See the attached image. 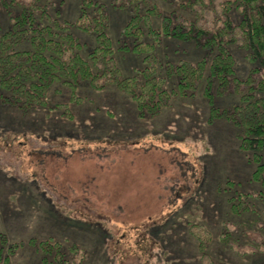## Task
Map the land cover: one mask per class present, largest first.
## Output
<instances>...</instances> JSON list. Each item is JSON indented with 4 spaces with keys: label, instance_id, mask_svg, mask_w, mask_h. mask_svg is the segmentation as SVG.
<instances>
[{
    "label": "rangeland",
    "instance_id": "374dc122",
    "mask_svg": "<svg viewBox=\"0 0 264 264\" xmlns=\"http://www.w3.org/2000/svg\"><path fill=\"white\" fill-rule=\"evenodd\" d=\"M65 1L57 6L61 0H55L52 18L75 23L79 0ZM98 1L109 10V34L124 76H133L145 67L144 55L127 50L134 46L130 39L125 43L124 29L136 4ZM222 3L215 1L205 13L188 9L182 0H148L142 9L160 10L156 27L170 15L174 22L187 20V26L216 29L225 19ZM232 6L237 9L236 3ZM11 25L0 5V38ZM74 33L95 47L94 36L76 28ZM217 48L163 38L158 71L166 76L181 59L210 63ZM230 49L237 76L259 80L241 44ZM176 81L169 79L168 90ZM200 85L185 97L174 95L154 117L138 114L131 96L115 87L99 92L84 84L78 92L83 102L75 104L71 91L57 85L51 103H69L73 120L60 108L50 115L23 112L5 104L0 89V233L19 245L13 264H39L43 253L38 244L48 240L62 245L70 260L72 249L83 251L84 264H209L186 218L198 208V223L212 235L208 253L214 264H264V176L254 180L257 163L242 151L240 130L227 120L211 119L206 83ZM225 89L219 83L212 88L220 109L239 105L248 93L246 85L240 92ZM37 134L62 141L49 149ZM239 193H251L247 212L232 208L237 201L231 198Z\"/></svg>",
    "mask_w": 264,
    "mask_h": 264
},
{
    "label": "trees",
    "instance_id": "16d2710c",
    "mask_svg": "<svg viewBox=\"0 0 264 264\" xmlns=\"http://www.w3.org/2000/svg\"><path fill=\"white\" fill-rule=\"evenodd\" d=\"M58 0H56L57 2ZM61 0L57 6L63 5ZM136 4L135 14L124 29L125 43L131 40L134 46L127 48L138 56H143L144 68L138 69L133 76H124L118 63L113 39L109 34L110 13L107 7L98 0H79V18L75 23L59 22L52 18L51 9L55 0H0L7 14L11 16L10 29L0 38V89L2 101L23 112L42 110L50 115L54 110L62 109V114L69 120L74 113L69 103H51L52 91L57 85H63L71 91V101L82 103L78 95L80 88L87 84L99 92L108 87L131 96L136 104L138 114H159L174 95L186 96V92H195L201 82L206 83L205 94L211 106V119H224L233 123L239 130L240 147L243 152L257 163L254 180L260 181L264 176V0H220L224 4L223 25L212 29L206 25L190 24L181 18L174 22L170 15L156 27L160 10L153 7L146 13L142 5L148 0H128ZM219 0H182L188 9L202 13L209 12ZM67 2V0L65 1ZM236 3L237 9L233 8ZM124 4L120 5L122 8ZM214 15L218 16L215 8ZM217 20H220L219 18ZM74 28L95 37L96 45L87 47L75 35ZM233 35V36H232ZM228 36L230 39L225 43ZM176 41H193L198 46L214 47L218 53L210 63L200 60L196 64L188 59L170 67L166 76L158 71L157 50L162 39ZM133 39V40H132ZM239 42L245 57L253 66L251 73L260 76L256 80L252 75L244 80L237 76L236 59L230 45ZM29 45V49L19 50ZM216 46V47H215ZM86 51L87 56H84ZM158 56V57H157ZM169 79H175L176 86L168 90ZM219 83L226 91L230 87L240 92L245 85L248 93L241 97V103L233 107L220 109L215 106L212 88ZM60 91V90H59ZM52 146H59L57 137L44 138ZM7 139V137L5 138ZM14 141V138H10ZM63 147V146H62ZM37 151V150H36ZM43 150H38L42 152ZM50 153L49 151H47ZM43 164V160H40ZM45 184L47 183L44 178ZM48 184V183H47ZM251 193H239L231 199L237 203L232 208L237 212L249 211L246 201ZM262 197V196H261ZM53 197H49L52 202ZM250 205V204H249ZM57 208V207H56ZM57 210H60L57 208ZM198 211V212H196ZM187 215L190 231L198 243L202 260L214 264L208 253L212 242L211 232L198 222L201 220V209ZM33 244L35 241L32 242ZM43 253L39 264H84L85 253L72 249V259L59 243L48 240L38 244ZM19 245L10 242L0 233V264H13V257Z\"/></svg>",
    "mask_w": 264,
    "mask_h": 264
}]
</instances>
